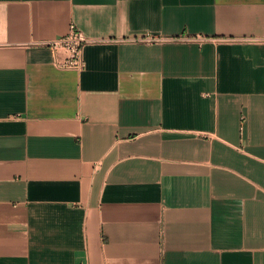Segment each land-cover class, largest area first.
I'll list each match as a JSON object with an SVG mask.
<instances>
[{"label":"crops","instance_id":"1","mask_svg":"<svg viewBox=\"0 0 264 264\" xmlns=\"http://www.w3.org/2000/svg\"><path fill=\"white\" fill-rule=\"evenodd\" d=\"M105 42L83 70L49 47ZM146 33L206 35L149 45ZM264 0H0V264H264Z\"/></svg>","mask_w":264,"mask_h":264},{"label":"built area","instance_id":"2","mask_svg":"<svg viewBox=\"0 0 264 264\" xmlns=\"http://www.w3.org/2000/svg\"><path fill=\"white\" fill-rule=\"evenodd\" d=\"M209 39H214L206 35H180V36H162L153 33H146L141 37L130 39L134 42L146 43L149 45L169 42H198L203 43ZM246 41H264V39L247 38ZM105 42L88 37L74 22L70 24L69 31L58 38L48 41H38V46L49 47L54 53V59L57 66L66 69L83 70L87 63L84 50L88 44Z\"/></svg>","mask_w":264,"mask_h":264}]
</instances>
